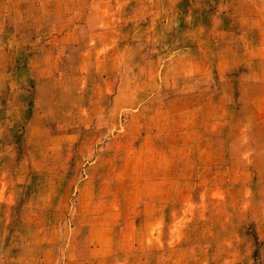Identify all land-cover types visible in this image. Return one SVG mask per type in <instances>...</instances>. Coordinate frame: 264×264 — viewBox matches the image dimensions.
Instances as JSON below:
<instances>
[{
	"label": "rangeland",
	"instance_id": "374dc122",
	"mask_svg": "<svg viewBox=\"0 0 264 264\" xmlns=\"http://www.w3.org/2000/svg\"><path fill=\"white\" fill-rule=\"evenodd\" d=\"M0 264H264V0H0Z\"/></svg>",
	"mask_w": 264,
	"mask_h": 264
}]
</instances>
